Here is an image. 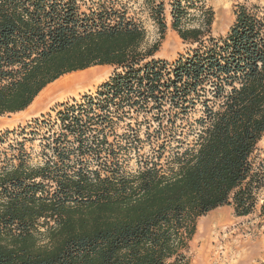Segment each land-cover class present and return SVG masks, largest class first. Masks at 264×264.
<instances>
[{"label": "trees", "instance_id": "16d2710c", "mask_svg": "<svg viewBox=\"0 0 264 264\" xmlns=\"http://www.w3.org/2000/svg\"><path fill=\"white\" fill-rule=\"evenodd\" d=\"M143 15L161 35L168 15L187 52L154 58ZM213 19L206 0H0V115L66 73L113 67L21 141L3 147L11 131L0 136V264H189L198 217L223 205L254 211L264 15L237 3L218 38ZM140 114L157 122L146 132L155 145L130 171ZM26 135L41 136V162L29 163Z\"/></svg>", "mask_w": 264, "mask_h": 264}, {"label": "rangeland", "instance_id": "374dc122", "mask_svg": "<svg viewBox=\"0 0 264 264\" xmlns=\"http://www.w3.org/2000/svg\"><path fill=\"white\" fill-rule=\"evenodd\" d=\"M164 1L168 2L169 0ZM237 3L255 8L261 15H264V0H206L207 6L213 10L214 14L212 23V35L214 37H223L226 34L233 22L234 6ZM142 20L147 30L144 46H151L158 42L154 58L171 62L187 52L190 45L183 43L177 33L171 29L168 15L167 28L162 35L152 20L147 19L144 15ZM103 66L104 68L97 72V74L99 73L97 77L90 76L88 79L69 87L51 89L49 84L50 86L44 88L45 90L50 88L49 91L45 93L44 90L41 98L37 101L34 98L32 103L23 111L0 115V136L7 130L11 131L5 136L3 147L16 140L24 139L22 138L24 135H20V133L23 129L25 132L30 131L35 126V121L43 120L48 116L54 117L56 110L62 103L70 102L73 98L79 99L84 94L94 93L96 88L108 80L112 74L113 67ZM150 117L151 114L146 115L144 119L140 114L138 118L140 138L142 139L141 148L138 154L135 151L130 153L126 166L127 170H136L138 166H141L142 160L153 156L151 148L155 144L151 143L149 139L147 140L146 132H153L157 122L150 120ZM128 120L130 119H127L126 122ZM146 120L151 123L150 127H147ZM119 125L118 133H121L124 129V122ZM187 139V142H191L192 137L189 136ZM40 142V135H26L24 148L29 153V163L31 164H36L42 160ZM174 144L172 143V145ZM263 151L264 133L252 155L254 164L262 156ZM160 162L164 163L165 161L161 159ZM257 199L258 203L254 211L246 216H236L231 205H223L198 217L195 223V232L189 241V264H264V219L260 215V205L264 200V186L257 191ZM206 253L209 255V262L204 260Z\"/></svg>", "mask_w": 264, "mask_h": 264}, {"label": "bare ground", "instance_id": "6f19581e", "mask_svg": "<svg viewBox=\"0 0 264 264\" xmlns=\"http://www.w3.org/2000/svg\"><path fill=\"white\" fill-rule=\"evenodd\" d=\"M102 68H104V66H93V67L86 68L84 70H79V71H73V72H70V73H66V74L60 76L55 81H53L52 83H50L51 86L49 84L47 86H50L51 89L54 88V87H69V86H73V85H75V84H77V83H79V82H81L83 80L88 79V77H90V76L97 77L98 74H99V73L97 74V72L99 70H101ZM49 89L48 90L43 89L38 94V96H40V97H38V96L35 97L36 98L35 100L36 101L39 100L41 98V96L44 94V90H45V93H47L49 91ZM209 259H210L209 255L207 254L204 257V260H205V262H209Z\"/></svg>", "mask_w": 264, "mask_h": 264}]
</instances>
